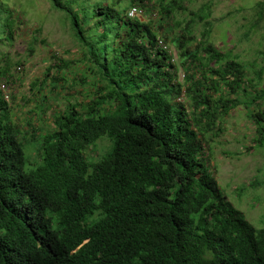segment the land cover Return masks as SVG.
<instances>
[{
	"label": "trees",
	"instance_id": "16d2710c",
	"mask_svg": "<svg viewBox=\"0 0 264 264\" xmlns=\"http://www.w3.org/2000/svg\"><path fill=\"white\" fill-rule=\"evenodd\" d=\"M123 1L50 0L82 46L85 100L40 135L35 170L0 92V264H264V228L228 199L206 154L208 134L232 110L264 104V68L195 44L191 25L174 36L184 0H130L120 10ZM134 5L152 20L129 18ZM253 11L258 29L264 0ZM197 17L210 33L211 7ZM13 18L0 7L10 41ZM250 118L264 147V112ZM104 138L111 147L91 159Z\"/></svg>",
	"mask_w": 264,
	"mask_h": 264
},
{
	"label": "rangeland",
	"instance_id": "374dc122",
	"mask_svg": "<svg viewBox=\"0 0 264 264\" xmlns=\"http://www.w3.org/2000/svg\"><path fill=\"white\" fill-rule=\"evenodd\" d=\"M129 1L124 0L120 10ZM259 1L263 0H184L185 10L174 13L173 23L180 25L172 28L173 35L191 25L195 44L205 41L225 53L232 51L240 55L244 64L254 63L256 69L264 68V58L260 55L264 52V25L258 29L252 27L253 6ZM207 6L211 7L210 33L205 22L197 17ZM0 7L11 11L14 17L12 40L0 35L3 37L0 74L12 85L8 111L26 137L23 141L28 159L26 169L31 171L42 164L39 137L52 130L55 115L69 103L85 100L82 96L85 89L79 84L85 74L83 50L70 22L62 12L52 8L50 0H0ZM150 16L145 19L152 20ZM167 42L177 66L178 81L183 83L184 67L178 50ZM18 67L22 68L20 72ZM53 79H58V83L54 84ZM258 88L264 89V76ZM258 110L264 112V104L251 110L245 105L232 110L208 134L206 154L222 191L260 229L264 228V147L254 144L256 127L250 118L251 111ZM33 130L38 131L36 136ZM110 147V141L104 138L87 155L98 159Z\"/></svg>",
	"mask_w": 264,
	"mask_h": 264
},
{
	"label": "built area",
	"instance_id": "2783aa9c",
	"mask_svg": "<svg viewBox=\"0 0 264 264\" xmlns=\"http://www.w3.org/2000/svg\"><path fill=\"white\" fill-rule=\"evenodd\" d=\"M127 15L129 18H132V19H145L146 18L145 10L139 5L132 6L128 10ZM160 45L164 46L162 41H160ZM21 70L22 68L18 67V72H20ZM0 92H1L3 100L9 104L12 100V85L7 78H3L0 80Z\"/></svg>",
	"mask_w": 264,
	"mask_h": 264
}]
</instances>
